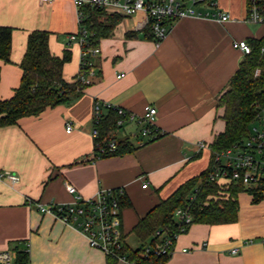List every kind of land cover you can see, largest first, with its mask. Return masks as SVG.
I'll list each match as a JSON object with an SVG mask.
<instances>
[{
  "label": "crops",
  "instance_id": "0c3cea01",
  "mask_svg": "<svg viewBox=\"0 0 264 264\" xmlns=\"http://www.w3.org/2000/svg\"><path fill=\"white\" fill-rule=\"evenodd\" d=\"M223 9L232 15L231 21L186 17L160 42L146 31L143 12L123 16L113 34L97 43L101 54L90 57L92 82L77 99L0 127V172L20 176L14 186L0 179V250H25L29 264H108L81 231L40 212L29 200L72 203L66 183L85 198L100 189L123 188L127 202L122 205V230L130 245L142 217L209 167L210 145L226 125L217 101L246 56L234 41L264 38V24L244 21L247 0L243 12ZM0 26L13 28L11 60L0 59V99L12 98L21 83L20 63L34 30L50 32L52 54L71 51L63 67L67 81L80 73L81 45L69 40L80 28L73 0H0ZM95 99L137 115L154 105L163 134L142 142L130 137L139 126L129 123L119 136L129 137L135 149L97 158L91 135ZM68 122L73 124L70 133ZM238 200L236 221L192 223L177 237L163 264H264V198L255 203L243 191ZM138 241L130 246L140 247L143 243ZM233 248L239 253H232Z\"/></svg>",
  "mask_w": 264,
  "mask_h": 264
},
{
  "label": "trees",
  "instance_id": "16d2710c",
  "mask_svg": "<svg viewBox=\"0 0 264 264\" xmlns=\"http://www.w3.org/2000/svg\"><path fill=\"white\" fill-rule=\"evenodd\" d=\"M264 5V0H259ZM250 0H247V8ZM86 18L83 24L92 33L91 44L95 45L101 38L111 36L117 25L124 18L122 15L108 13L102 9L86 6ZM146 31L151 34L147 27ZM13 28L0 26V59L11 60ZM50 32L34 30L28 36L27 48L20 63L23 75L19 87L12 98L0 99V127L14 124L21 117L38 115L48 107L68 104L77 99L84 91L79 82H69L63 77V67L71 60V51L66 50L62 56L52 54L49 46ZM252 51L246 54L237 71L231 77L229 88L219 97L217 107L223 109L225 129L211 143L212 152L209 167L199 175L187 180L169 197L155 205L133 228V233L142 241L136 249L125 241L124 252L130 260H139L142 264H163L170 256L142 255L146 241L153 244L156 232L164 231L174 235L180 223L176 218L177 209H186L193 215V223L219 224L234 222L238 218L240 192L246 191L253 196V202L264 198V179L250 187L242 182L224 185L210 181V173L219 165L216 155L235 146H242L252 132L253 125L264 112V54L261 47L264 38L251 39ZM259 70V73H257ZM117 115L114 111L105 114L98 128L101 136H108L115 127ZM160 137V136H159ZM135 149L129 138L119 139L117 149L97 158L120 155ZM125 196L121 204H126ZM17 251L16 264H29V253ZM109 264H117L116 259L108 258Z\"/></svg>",
  "mask_w": 264,
  "mask_h": 264
},
{
  "label": "built area",
  "instance_id": "2783aa9c",
  "mask_svg": "<svg viewBox=\"0 0 264 264\" xmlns=\"http://www.w3.org/2000/svg\"><path fill=\"white\" fill-rule=\"evenodd\" d=\"M41 1L52 2L53 0ZM73 2L77 8L80 28L77 33L69 35V40L77 41L81 45V70L75 81L84 86L91 84V76L94 75L90 57L101 54V47L91 44L92 33L83 24L86 18V6L124 17L143 12L146 16V26L150 28L152 36L157 42L165 39L174 24L186 17L211 18L220 23L232 20V15L220 6L218 0H73ZM244 21L264 24V5L260 4L259 0H250L248 14ZM234 47L244 54L252 51L247 40L234 41ZM261 52L264 54V44L261 47ZM123 76L122 73L117 77ZM105 109L114 111L117 118L112 133L102 137L98 125L105 117ZM157 115L158 109L154 105H146L143 112L137 115L108 101L95 99L91 131L95 153L105 155L114 152L118 147L119 132L123 133L129 123L135 122L139 126L130 137H136L142 142L161 136L163 131L156 124ZM72 129L73 124L68 122L66 131L70 133ZM199 146L205 147L206 145L200 143ZM216 161L219 165L215 166L210 173L211 182L221 183V179H225L224 185L242 182L245 186L250 187L264 179V112L258 117L244 144L218 153ZM0 179L8 181L14 186L19 183L20 176L10 171H2ZM146 186L147 184H144V187ZM66 188L74 196L72 203L45 205L31 199L29 203L35 205L40 212L52 214L81 231L86 236L89 245L101 250L107 259H116L117 264H142L139 260H130L128 254L124 252L125 241L121 213L124 189H100L95 196L85 198L74 185L66 183ZM175 215L180 223L178 232L168 235L164 231L158 230L155 242L145 245L143 256L147 258L171 256L177 237L185 233L193 223V215L189 210L177 209ZM231 252L239 253V249L233 248ZM16 258L17 251L15 249L0 250V264H16Z\"/></svg>",
  "mask_w": 264,
  "mask_h": 264
},
{
  "label": "rangeland",
  "instance_id": "374dc122",
  "mask_svg": "<svg viewBox=\"0 0 264 264\" xmlns=\"http://www.w3.org/2000/svg\"><path fill=\"white\" fill-rule=\"evenodd\" d=\"M218 1L222 8H226L229 10L230 7H234L239 12H243L245 10L246 0H218ZM129 243L131 246L136 247L139 244L138 238L135 235H132L129 239Z\"/></svg>",
  "mask_w": 264,
  "mask_h": 264
}]
</instances>
